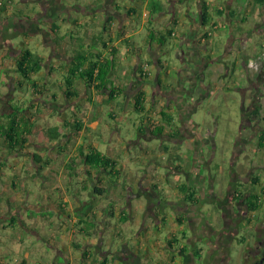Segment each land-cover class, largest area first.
I'll list each match as a JSON object with an SVG mask.
<instances>
[{
  "label": "crops",
  "instance_id": "crops-1",
  "mask_svg": "<svg viewBox=\"0 0 264 264\" xmlns=\"http://www.w3.org/2000/svg\"><path fill=\"white\" fill-rule=\"evenodd\" d=\"M159 1L163 4L164 10L150 17L149 6L152 0H94V15L86 12H84L86 15H82V10L80 11L76 7L83 4H77L75 0H45L44 2H49V5L44 7L46 23L43 28L46 34L34 30V34L29 36L30 32L26 30V35L20 36L28 43L29 40L25 37L37 39V35H41L43 43L49 49L44 55L33 51L36 55L42 56L44 62L42 69L33 74L32 80L29 81L13 71L20 50L14 52L15 54L5 51L9 48L13 50L16 45L21 46V49L29 48L27 44H15L13 38L11 39L12 46L2 47L0 59L3 56L10 57L9 54H11L13 64L12 67L6 69H1L2 66H0V106L4 105L5 96L9 94V91H14V96L7 98L9 108L5 112L0 111V119L4 113L12 110V102L32 113L35 126L33 133L29 135L26 147L12 153L8 151L3 138L0 137L3 142L0 152L5 156L9 154L8 163L2 161L0 156V202L3 200V194H8L13 190L14 195L6 198V202L10 201V206L16 203L21 205L20 208L30 207L33 211L43 210L52 213L50 220L55 233L52 245L57 247L58 256H65L62 250H59L60 246L70 252V256L65 257L64 263L54 257L55 260L50 264H153V257L157 261L154 264H181L184 256L186 257L192 252L189 244L186 243V239L191 236L189 232L192 231L191 225L194 223L189 206L194 207L200 199L206 198V193L198 181L201 177L197 179V176L200 175L202 164L209 161L205 159L204 152L202 155L201 145H196L197 141L193 132H189L190 134L182 132L180 136L182 138L186 136L185 138L188 139L185 142L187 149L193 153L196 152L192 158L180 151L177 152L176 164L154 157L153 153L156 150L164 151V143L159 146L154 145L146 151L147 154L149 153L147 157L150 158V163L148 166L146 165L148 169L141 179L144 182L141 184L139 182L141 192L143 184H148L150 188L148 186L147 189L151 190L149 191L150 198L158 197V186L166 183L169 193L173 194L178 201L182 202L187 199L189 202L188 205L182 203L179 205V210L185 209L182 216L163 211L159 208L160 203H154V206L151 204V210L148 213L154 214L157 231L167 229L168 233L164 241H148L149 226L147 227L143 223V226L139 228L141 218L135 214V208L131 202L130 195L134 197L137 195L131 194L126 188L127 181L134 180L137 184L140 176L132 178L134 174L127 169L126 164L122 165L120 162L121 155L127 154L129 147L122 145L118 148L115 147L119 134V127L116 124L127 118V122L133 121L134 126L137 125V138L133 140L135 145L140 139L148 140L153 137L162 138L165 141L171 140L177 145L185 139L152 134L149 125H147V119L142 123L140 119L142 113L135 108V97L139 92L145 91L146 96L148 95L145 107L152 108L150 116L153 120H157L160 111L165 109L174 115L177 125H185L194 131L195 124L191 119L194 110L192 104L197 106L198 103L190 104L183 97L184 93L189 95L192 91L191 88L185 89L186 85L188 88L189 86L194 87V92L200 91L198 100L202 102L203 99H208L211 92L219 93L225 89H231L236 80L248 79L247 84L241 88L243 102L245 105L250 104V95L255 89V97L258 98L261 95L258 99L262 104V119L257 121L259 129H256L254 139L258 142L261 134L264 133V60L257 59L256 62H253L251 59L258 46L264 53L263 7L256 5L253 0ZM10 2L11 0H9L7 10L0 13V19L16 14L14 10L9 9ZM67 2L70 3L71 9L68 8ZM200 3L207 5L208 23L203 22ZM69 9L70 11H67ZM41 11V7L34 8L33 15ZM81 18L94 19V24L89 31L82 28ZM54 23L58 26L55 27ZM104 28L106 30L103 31ZM161 33L168 37L165 43L158 42ZM95 36L100 37L95 53L105 50L106 55L112 58L115 70L111 78L113 85L119 87L121 92L110 102L106 101V94L99 93L105 97L104 103L110 108L101 118H97L95 114L94 117H89L93 113L92 105L98 92H95L92 103L87 101L92 104L87 106L89 114L80 116L76 114L70 118V111L74 109V113H76L79 103L76 102L71 107L69 105L83 96L87 100L86 88L82 82H76L75 86L81 91V96L69 101L64 95L66 85L63 77L77 50L82 45L94 44ZM104 43L107 44V47H104ZM218 50H223V52ZM172 52L177 53V59L182 62L180 65L172 63ZM146 61L150 63L149 77L143 76V67ZM7 69H11V71L7 73ZM175 72L179 82L177 87L172 81ZM7 76L11 77L14 83L8 82ZM249 79L254 81L249 83ZM34 80L39 84L37 89L33 86ZM153 82L156 87L151 86ZM25 86L27 88H24ZM149 87L152 88V91H148ZM4 91L6 92L4 93ZM24 92L32 93L33 96L39 93L42 95V99H37L36 102L31 101L32 103L28 105V101L18 100L20 98L18 95ZM48 98L50 99L48 100ZM44 101L55 106V103H62L61 110H64L53 111L54 109L44 105ZM133 110L139 113L138 116H133L131 113ZM38 111L41 112L38 113ZM77 121L83 123L80 130L75 129L74 124ZM54 125L61 126L62 137L57 140H51L47 133L48 128ZM168 130L172 131L169 128ZM110 133L111 138L109 137ZM82 145H93L100 150L104 149L110 153L105 152L106 154L117 160L119 175L114 182L110 181V174L107 171L98 172L79 163V148ZM3 147L6 148L3 149ZM67 147L72 148L71 154H68ZM165 150H169L168 147ZM262 151L264 152V147ZM139 152V150L134 151L137 157ZM37 154L40 161L36 160ZM73 158L78 164H75V170H71L67 166ZM22 166L26 167V175L23 179L17 176ZM8 168L11 169L13 176L7 179L4 176ZM162 170H165L166 173L162 174ZM71 173L73 174L71 175ZM169 173H173L175 176L172 178ZM239 173L238 176L233 175L234 182L240 179L239 176H243V171H239ZM263 174L253 169L248 177L250 188L253 183L257 182L253 186L260 191V196L264 189ZM70 175L74 178H69ZM40 178L43 183L52 184L51 189L47 188V185H42L39 192L35 191L36 186L33 190L29 180L39 181ZM75 180L78 183L87 182L82 185V188L90 198L84 197V194L79 192V188L76 198L73 199L74 203L70 204V197L67 194L69 187L67 188L66 184H72V181ZM75 184L77 185V182ZM95 185L105 188L106 191L103 194L93 192ZM85 186L86 188H84ZM145 191L144 188L143 192ZM193 192L196 193L193 198H190ZM93 193L94 196L91 195ZM33 195L36 200H42L41 205H30L26 201ZM102 196H105V200L100 199ZM20 208L15 211L11 210L10 216H13L11 222L15 221L14 216ZM222 210L223 208L218 212H224ZM263 212L262 215H264ZM10 216H7L5 221L8 222ZM59 216L62 218H58ZM66 217H71L73 225L70 223L67 225ZM64 220L65 222L62 223ZM84 221L91 224L86 229H82V226L85 225ZM178 223L187 225L188 230L185 228L176 234L175 225ZM79 236L84 237L83 240L78 239ZM74 248L81 251V256L73 255ZM37 263L40 264L30 256V253L26 252L14 264ZM0 264L11 263L7 262L4 255L0 254Z\"/></svg>",
  "mask_w": 264,
  "mask_h": 264
},
{
  "label": "rangeland",
  "instance_id": "rangeland-1",
  "mask_svg": "<svg viewBox=\"0 0 264 264\" xmlns=\"http://www.w3.org/2000/svg\"><path fill=\"white\" fill-rule=\"evenodd\" d=\"M45 0H11L10 2V8L11 10H14L16 14H28L33 15V9L41 7L42 8V16H46L45 13V6L49 5V2H44ZM65 1V0H64ZM77 4H83V5H92L94 3V0H75ZM55 5V3H53ZM68 8L70 7V3H66ZM79 7H76L78 9ZM44 9V10H43ZM71 9V7H70ZM67 10V11H70ZM75 9V10H76ZM44 11V13H43ZM20 13V14H19ZM81 14L86 15L84 12L81 11ZM90 14L94 15V9L91 10ZM81 23H83L82 28L85 31H89L91 26L94 24V19H88L85 20L84 18H81ZM4 19H0V29L2 26V23H4ZM41 26V23L39 25ZM65 27V26H64ZM28 31L30 32L29 36H32L34 34L33 28H30V26H27ZM82 29V30H83ZM64 32V31H63ZM14 36L16 34H13ZM37 35V34H36ZM21 36V35H20ZM20 36L14 37L15 44L20 45L21 43L27 44V47H29L32 51L35 53H39L44 55L45 52H48V48H46L45 43H43V36L37 35L40 40L35 37H25L29 41L28 43L25 42L23 38ZM227 42V40H226ZM227 44V43H225ZM254 44V43H252ZM225 46V45H224ZM16 47V48H15ZM13 50L9 48V53L15 54L18 52L22 47L21 46H15ZM12 50V51H10ZM219 51V50H218ZM15 52V53H14ZM219 52H223L219 51ZM2 53V48L0 47V54ZM173 53V52H172ZM262 48L260 46L256 47L254 50V54L252 55L251 59L253 62L257 61L258 56L262 55ZM10 57L3 56L0 59V66H2L1 69H6L12 67L13 59ZM177 53H173L172 63L180 65L182 62L181 60L177 59ZM145 63H150L146 61ZM6 80L8 82L14 83V80L11 77H6ZM247 80H236L233 84V88L231 89H225L222 92L219 93H210L208 99H203L204 101L200 102L198 98H200V91H193L194 87H187V85L184 87L185 89L189 90L191 88V93L185 94L184 92V98L191 104L197 102L198 105L192 104L194 106V110L191 114V119L194 121L195 129H187V127L184 125L185 132H193L194 138L196 139V145H201L202 147V155L205 153V159L209 162H205L202 164V167L200 169V175L197 176L201 177L198 179L199 183L202 185L203 191L206 193L205 199H200L199 203L196 206H189L190 213L192 214V218H194V223H192V231L189 232L191 236L186 239L187 245L189 244L190 252L186 257L184 256L183 263L181 264H205V261L207 262L208 258L205 259V261L201 260L202 253H199V249L202 248L203 251L208 249V241L211 239L213 243L210 244V251L214 252L211 257L209 258L211 260L210 264H221V259L226 262L224 264H242V256L240 254V250L243 248L242 238H246L245 236L248 235V233L251 234L249 231L250 227H253L252 225L258 221V219H262L264 215L262 216V212L264 211V193L261 192V196L263 197V203H262V211H257L255 215L258 217L256 222H249L248 216L249 213L247 212L246 208L242 205L240 201H235L232 199L233 195V189L235 187H241L243 190H248L250 187V183L248 182V177L250 175L251 170H255L258 173H264V152L262 151L263 148H259L258 142L254 139L255 138V129L252 130L246 129L244 132L245 138L248 140L246 145H244V149L241 150L240 153L237 155L234 154L235 152V146L237 143V139L240 136L242 132V115H243V107L244 109H248L252 106L253 100L255 98V89H253L252 94L250 95L251 102L248 105H245L243 102V93L241 92V88L244 87L247 84ZM249 83L253 82L254 80L249 79ZM173 83L175 84V87L178 86V80H177V74L173 75L172 78ZM244 81V82H243ZM256 83V82H254ZM81 85V84H80ZM152 87H156L151 83ZM251 86V84H250ZM24 88H27L25 86ZM23 88V89H24ZM40 90V89H39ZM148 91H152V88L149 87ZM6 91H4L5 93ZM39 93H36L35 96L32 95V93H22L18 96V100L22 102H27L28 105L31 104V101H37V99L41 100L42 95ZM14 91H9V94L5 96L4 99V105L0 106V111H7L9 106L7 105V98L13 97ZM47 98V97H46ZM29 99V100H28ZM50 98H48L49 100ZM105 97L100 95L98 93L97 97H95L94 104H90L85 99V96L80 97L78 101H73L72 104L69 105L71 107L74 105V103H79L76 113L74 109L70 111V118H73L74 115L81 114L87 115L89 114V109H87L88 105H92L93 110L92 114H90L89 117H94V114L97 116V118H101L102 115H105L110 108L104 103ZM102 100V101H101ZM61 102V101H60ZM50 103V102H48ZM44 101V105H48L50 108L55 110H61L63 108V104H48ZM247 104V103H246ZM244 105V106H243ZM55 106V107H53ZM64 110V109H63ZM61 110V111H63ZM41 111H38L40 113ZM106 112V113H105ZM133 113V116H138L139 113L136 111H131ZM127 118L125 120L119 121L116 125L119 127V134L116 142V146H127L128 153L121 155L120 162L122 165L126 164L127 169L134 174L132 178H135L137 175L140 176L139 181H137V184H135L134 180L126 183V188L129 189L131 194H136L137 196L130 195L131 202L133 207L135 208L134 212L135 214L141 218L140 226H143V223L146 224V226H149V235L147 237L148 241L155 242V241H164L168 230L163 229V231H157L156 228V220L154 217V214H149L148 212L151 210L150 205L154 203H160V207L163 211H166L167 213H175L177 215H183L185 209L183 211L179 210V205L186 204L188 205L189 202L187 199H184L182 202L178 201L173 194L169 193V188L166 186V183L160 184L158 186L157 193H159L158 197L150 198L149 191L148 190V184H143V189L141 192V186L139 185L143 183L144 181L141 180L144 177L145 171L148 169L146 168V165L148 166L150 163V158L147 157L149 153L147 154L146 151L151 149L154 145H161L164 143V151L160 152L156 150L153 153V156L156 158H160L162 161H170L172 163H177L176 157L178 156L177 152H181L182 154L190 155L192 158L193 155L195 156L196 152L193 153V151H189L186 147L185 142H187L188 139H186L184 136L183 138L180 137L179 139H185L180 144H174L171 142V140L165 141L162 138H150L148 140L146 139H140L137 145H135V138H137L136 133V126H134L133 121L127 122ZM190 134V133H189ZM109 137L111 138V133L109 134ZM177 138V137H176ZM200 140V141H199ZM3 142L0 140V146H2ZM178 146V147H175ZM169 150H165L167 148ZM6 147H3V149ZM70 149V150H69ZM71 147H67L68 154H71L73 151L71 150ZM102 149V148H101ZM130 149V150H129ZM104 152H106L104 149H102ZM139 150L138 157L135 155L134 151ZM204 152V153H203ZM108 153V152H106ZM110 154V153H108ZM144 154V156H143ZM174 154V155H173ZM171 155V158H170ZM1 160L5 163H8L9 154L5 156V154L0 152ZM174 157V158H172ZM70 159V158H69ZM68 159V161H69ZM187 160V159H186ZM207 163V164H206ZM78 165V164H76ZM76 167V166H75ZM239 171H243V176H239L240 179H238L236 182L233 180V175L240 174ZM6 175L5 178H11L13 176V173L10 168L5 171ZM162 174L166 173L165 170H162ZM253 173V172H252ZM26 175V167L22 166L20 167L18 171V177L24 178ZM172 178L175 176V174H170ZM264 176V174H263ZM69 178H74V176H69ZM141 180V181H140ZM30 181V185L33 187V190L35 188V191L39 192L42 185H47V188L51 189L52 184H45L43 183L42 178L39 179V181ZM77 182V185L75 184ZM264 183V182H263ZM85 184V181L79 182L78 181H72V184L68 183L66 184L68 189V196L69 203H74V198H76V194H78L77 189L80 188L79 192H82L84 194V197L90 198L89 194H86V191L83 190L82 185ZM241 186H240V185ZM233 186V187H231ZM144 188L146 189L145 192ZM150 188V186H149ZM10 191V190H8ZM7 191V192H8ZM128 191V193H129ZM147 192V193H146ZM9 194V195H8ZM8 194H3L0 202V254L4 255L7 262L14 264L16 260L23 257L26 252L30 253V256L36 260L37 262H40V264H50L55 259H57L59 262L64 263L65 257L70 256V252L65 251V249L60 246L59 250H62V252L65 254V256L60 255L58 256V249L57 247H53L52 243L55 239V233L53 232V223L51 222L50 218L52 216V213L49 211H33L29 208L21 207V205H18L16 203H11L12 205H9V202H6L7 197H12L14 195V191L11 190L8 192ZM94 196V193L91 194ZM128 196V198H130ZM105 196L100 197L101 200L104 199ZM203 198V196H202ZM30 205H41L42 200H36L35 195L31 196L29 200H26ZM222 203V205H220ZM225 205V206H224ZM222 206V207H221ZM18 213L14 216L15 221L11 222V218L13 216H10L12 214V211H15L18 209ZM221 208H223L224 212L220 213L218 210L221 211ZM222 210V211H223ZM264 214V212H263ZM20 218H19V216ZM10 216L9 221H5L6 217ZM246 216V217H245ZM255 216V217H256ZM58 218H62L59 216ZM57 218V219H58ZM66 223H70V225H73V222L71 221V217H66ZM65 220L62 222L64 223ZM84 226H89L86 223H84ZM196 225V226H195ZM176 234H179L182 232L181 230H185V228L188 230V226L178 223L175 225ZM249 227V228H247ZM114 228V227H113ZM117 230V229H116ZM237 230V231H236ZM114 230L112 231V233ZM154 232V233H153ZM233 232H235V238L232 237ZM198 237H195V236ZM207 236L208 238H206ZM78 239L83 240L84 237H77ZM216 242V243H214ZM219 246V247H218ZM200 247V248H199ZM218 247V248H217ZM217 248V249H216ZM73 255H77L78 257L81 256V251L79 249L74 248L73 249ZM220 255V258L219 256ZM228 263L227 260L230 257ZM218 256L216 259L215 257ZM54 257H56L54 259ZM209 257V256H208ZM201 260V262H200ZM57 261V262H58ZM153 264L154 262H157L154 260V257L152 259ZM182 262V261H181ZM39 264V263H37ZM207 264V263H206Z\"/></svg>",
  "mask_w": 264,
  "mask_h": 264
},
{
  "label": "trees",
  "instance_id": "trees-1",
  "mask_svg": "<svg viewBox=\"0 0 264 264\" xmlns=\"http://www.w3.org/2000/svg\"><path fill=\"white\" fill-rule=\"evenodd\" d=\"M257 5H261L264 10V0H253ZM9 0H0V13L7 10ZM150 17L154 14L160 13L164 10L163 4L159 0H152L150 6ZM70 8V7H69ZM94 9V3L92 5H80L78 10L82 12L89 13ZM200 9L202 12L203 22H209V13L207 11V5L205 3H200ZM46 16H42V13H37L36 15L28 14H13L10 17H4L5 22L2 23L0 29V47L12 46L11 39L15 36L26 35L27 26L36 30V32L44 33V24L46 23ZM41 23V26H37ZM55 27L58 25L54 23ZM106 28L103 29V31ZM13 34H16L15 36ZM171 34V33H169ZM159 43H165L168 39L167 35L164 33L159 34ZM153 38V37H152ZM99 36H95L94 44L82 45L74 57V59L69 64V69L64 75V82L66 89L64 91L65 97L71 101L81 96V91L75 86L76 82H82L86 88L85 93L87 95V101L92 103L93 96L95 92L104 93L107 95V102L113 100L121 92L119 87L113 85L112 73L115 70L112 58L106 55L105 50H101L95 53L97 50L96 44L99 42ZM94 45V47H93ZM104 47L107 44L104 43ZM24 48V47H23ZM44 58L42 56L36 55L29 48L20 49V52L16 57V67L13 69L25 80H32V75L39 72L42 69ZM11 69H7L6 72L9 73ZM143 76L149 77V75ZM150 82V81H147ZM161 83V82H160ZM155 86V83H152ZM33 86L35 89L39 87L37 81H33ZM261 95H259L260 97ZM258 97V98H259ZM254 98L253 104L250 108L244 109L243 107V123L242 132L237 139L234 154L237 155L244 149V145L247 143L244 132L246 129L252 130L253 128L259 129V123L262 119L261 110L262 104L260 99ZM148 95L146 96L145 91L139 92L135 97V108L142 113L141 122L147 119L151 132L153 135H165L170 137H180L182 132L184 134H189L188 131L185 132L182 124L177 125L174 115L165 109H162L159 113L158 119H154L150 116L152 113V108H146L145 104L147 102ZM244 106V105H243ZM11 109L7 113H4L0 119V137L3 138L8 151L10 153L19 150L20 148H25L29 142V135L34 131V120L32 113L26 111V108L22 107L17 103L11 102ZM66 123V122H65ZM64 123V125H65ZM255 124H257L255 126ZM67 125V123H66ZM75 129L80 130L83 127V123L80 121L75 122ZM172 129V131H169ZM61 126L54 125L48 128L47 133L51 140H57L62 137L60 131ZM189 129V128H187ZM182 140V139H180ZM259 148L264 147V133L261 134L258 142ZM80 162L85 167L93 168L98 172L104 170L110 174V181L114 182L115 178L118 177L119 172L117 170L118 162L113 157L109 156L98 147L93 145H82L80 146ZM38 157V158H37ZM36 160L40 161V157L37 154ZM76 159H72L71 162L67 164L68 168L75 170ZM1 166V164H0ZM90 173V170H88ZM73 173H71L72 175ZM87 182H85L86 184ZM257 182L253 183V185ZM248 190H243L241 187H235L233 189L232 199L235 201H240L242 205L246 208L249 213L248 221L251 222L253 219V214L262 209V197L259 195V190L253 186ZM87 186V185H86ZM86 186L84 188H86ZM106 191L103 187H98L95 185L93 192L98 194H103ZM264 193V189L262 190ZM196 192H193L190 198L194 197ZM262 211V210H261ZM87 225H91L88 221H84ZM88 227L82 226V229ZM237 231V230H236ZM232 237H235V232H233ZM182 251V250H181Z\"/></svg>",
  "mask_w": 264,
  "mask_h": 264
},
{
  "label": "flooded vegetation",
  "instance_id": "flooded-vegetation-1",
  "mask_svg": "<svg viewBox=\"0 0 264 264\" xmlns=\"http://www.w3.org/2000/svg\"><path fill=\"white\" fill-rule=\"evenodd\" d=\"M258 217L257 216L253 217L251 222H253V221L256 222ZM252 226L253 227H250V228L247 227V228H249V231L251 232V234L248 233V235L245 236L246 238H244V239L242 238L243 241H239V242H242V244H243V248L240 250V254L242 256V264H264V217L262 219L261 218L258 219V221L256 223H254ZM205 237L208 238L207 236H205ZM208 242H209L208 243L209 247L207 250L203 251V249L199 247L200 248L199 253L203 252L201 254L202 255L201 260L205 261V259L208 258L207 262L205 261V264L211 263V260L209 258L214 253L213 251L212 252L210 251V248H211L210 244L213 243L212 240L210 239ZM214 243H216V242H214ZM218 256L220 258V255H218ZM218 256H216L215 259ZM230 258H231V255L228 258L227 263H228ZM201 260H200V262H201ZM225 262H226V259H225V261H223L221 259V264H224Z\"/></svg>",
  "mask_w": 264,
  "mask_h": 264
},
{
  "label": "built area",
  "instance_id": "built-area-1",
  "mask_svg": "<svg viewBox=\"0 0 264 264\" xmlns=\"http://www.w3.org/2000/svg\"><path fill=\"white\" fill-rule=\"evenodd\" d=\"M210 34V33H209ZM259 61H262V60H264V53H262V55L261 56H258V58H257ZM251 65H253L252 63H251ZM144 74L146 75H149V64H145L144 65ZM253 216L255 217L256 215L255 214H253Z\"/></svg>",
  "mask_w": 264,
  "mask_h": 264
}]
</instances>
